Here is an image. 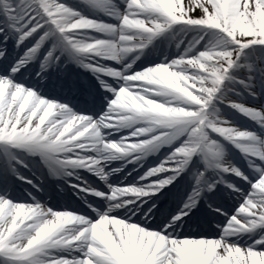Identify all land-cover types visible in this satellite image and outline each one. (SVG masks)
I'll return each mask as SVG.
<instances>
[{"label":"snow or ice","instance_id":"snow-or-ice-1","mask_svg":"<svg viewBox=\"0 0 264 264\" xmlns=\"http://www.w3.org/2000/svg\"><path fill=\"white\" fill-rule=\"evenodd\" d=\"M0 264H264V0H0Z\"/></svg>","mask_w":264,"mask_h":264},{"label":"rangeland","instance_id":"rangeland-1","mask_svg":"<svg viewBox=\"0 0 264 264\" xmlns=\"http://www.w3.org/2000/svg\"><path fill=\"white\" fill-rule=\"evenodd\" d=\"M149 160L150 161H155L156 160V157H149Z\"/></svg>","mask_w":264,"mask_h":264}]
</instances>
